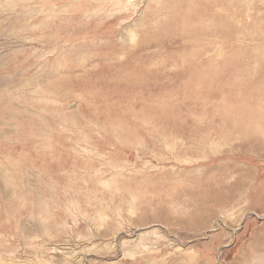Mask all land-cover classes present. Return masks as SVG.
<instances>
[{
	"label": "rangeland",
	"instance_id": "obj_1",
	"mask_svg": "<svg viewBox=\"0 0 264 264\" xmlns=\"http://www.w3.org/2000/svg\"><path fill=\"white\" fill-rule=\"evenodd\" d=\"M0 264H264V0H0Z\"/></svg>",
	"mask_w": 264,
	"mask_h": 264
}]
</instances>
